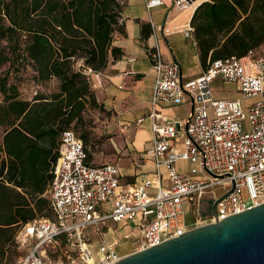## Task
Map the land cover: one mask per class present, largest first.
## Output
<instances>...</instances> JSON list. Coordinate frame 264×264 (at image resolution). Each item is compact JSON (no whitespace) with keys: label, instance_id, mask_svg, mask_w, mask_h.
Listing matches in <instances>:
<instances>
[{"label":"built area","instance_id":"obj_1","mask_svg":"<svg viewBox=\"0 0 264 264\" xmlns=\"http://www.w3.org/2000/svg\"><path fill=\"white\" fill-rule=\"evenodd\" d=\"M189 1L174 3L183 8ZM150 56V110L135 119H149V145L134 164L149 158L152 169L125 181L117 163H91L74 130H62L45 193L54 219L36 216L17 228L15 241L24 248L19 264H48L46 251L59 237L73 251L65 250L67 264H110L121 253L100 239L94 256L85 227L98 229L107 220L133 222L122 237L137 238L136 249H141L264 202V55L250 48L243 55L217 58L188 79L181 77L178 62L165 58L157 46ZM216 78L234 83L242 96H215ZM243 97L252 99L244 103ZM184 102L191 107L182 118L158 109L159 104ZM178 160L188 162V168L179 169ZM226 192L213 213L212 203Z\"/></svg>","mask_w":264,"mask_h":264},{"label":"trees","instance_id":"obj_2","mask_svg":"<svg viewBox=\"0 0 264 264\" xmlns=\"http://www.w3.org/2000/svg\"><path fill=\"white\" fill-rule=\"evenodd\" d=\"M121 8L120 0H0V259L15 252L23 222L51 211L45 193L60 132L82 127L89 108L104 109L86 69L123 53L113 44L124 33ZM190 24L203 65L243 55L264 42V0H203ZM24 66L54 88L21 96L10 72ZM76 134L91 162L88 133Z\"/></svg>","mask_w":264,"mask_h":264},{"label":"crops","instance_id":"obj_3","mask_svg":"<svg viewBox=\"0 0 264 264\" xmlns=\"http://www.w3.org/2000/svg\"><path fill=\"white\" fill-rule=\"evenodd\" d=\"M122 1L121 20L124 22V33L116 32L113 37V44L121 47L123 53L120 57L109 61L103 69L89 73V82L94 90L95 98L106 110L112 113V125H116L119 130H131L133 146L142 153L149 145L150 121L137 123L135 119L150 110V95L154 82V70L150 51L157 46L165 58L175 60L179 64V71L183 79H188L200 74L207 66L203 65L199 59V51L192 33L190 24L191 15L201 1L190 0L183 7H177L175 0H162L159 4L147 6V0H120ZM261 45V44H260ZM258 47V46H257ZM257 47H254L257 54ZM128 56H135L133 61L127 59ZM219 79V78H218ZM221 80V79H220ZM224 81L223 83H228ZM213 94L217 97L234 96L235 88H227L224 84L212 86ZM189 102L178 105L159 104L158 109L169 117H185L190 109ZM137 139L135 140V135ZM137 143V146L135 145ZM143 145V146H142ZM147 163H149L148 166ZM134 167V161H132ZM140 172L135 176L144 175L152 169V162L149 158L141 161ZM176 166L185 170L188 162L178 160ZM131 168L127 169L130 171ZM125 171V172H127ZM121 177L125 181L132 178H125L121 170ZM187 207L188 203H186ZM187 218H192L190 211ZM133 226V222H115L107 220L98 229L87 226L94 231L114 233L120 231L119 237L106 240L114 244L121 252H130L128 249L136 243L137 238H124L122 235ZM118 232V231H117ZM138 234V231H133ZM88 240V238L86 237ZM126 239V240H122ZM100 239L89 241L92 254L96 256L97 244ZM130 240V245L123 250L118 246L123 241ZM123 253L121 252V255Z\"/></svg>","mask_w":264,"mask_h":264},{"label":"water","instance_id":"obj_4","mask_svg":"<svg viewBox=\"0 0 264 264\" xmlns=\"http://www.w3.org/2000/svg\"><path fill=\"white\" fill-rule=\"evenodd\" d=\"M211 206L215 213V205ZM110 264H264V202L193 226Z\"/></svg>","mask_w":264,"mask_h":264},{"label":"rangeland","instance_id":"obj_5","mask_svg":"<svg viewBox=\"0 0 264 264\" xmlns=\"http://www.w3.org/2000/svg\"><path fill=\"white\" fill-rule=\"evenodd\" d=\"M257 55H264V42L257 47ZM10 76L16 80L19 92L21 96L28 97L34 91L48 92L52 90L55 86L56 81L54 79H49L42 82H36L31 78V70L28 66L21 67L18 71L10 72ZM223 80L218 78L212 81V86L214 85H225L228 89L235 88V84L232 82L223 83ZM242 96L241 93L234 92V96ZM252 98H242L243 102H248ZM112 113L110 110L106 109H96L89 108L84 112L85 121L78 130L74 132L77 133L80 129L85 130L88 134L86 147L90 154L91 162L101 163V162H114L117 163L121 170L125 173V178H132L138 172H140V166L132 165V161L139 156V152L133 146V138L131 130H119L116 125H112ZM2 135V127L0 126V140ZM137 139V134L135 135V140ZM137 146V143L135 144ZM143 146V145H142ZM147 163L146 166H148ZM131 168L130 171L127 169ZM127 171V172H125ZM54 219V214L52 211L48 215H38ZM118 231V232H117ZM84 237H87L89 241L96 239H106L111 240L114 237L120 236L119 230H114V233L107 232L102 234V232H97L91 228L83 230ZM126 240V239H122ZM130 240L123 241L119 244L118 249L123 250L130 245ZM136 248V243L128 247V249ZM65 250L69 251L73 255V251L65 243L63 237H59L52 246H50L46 251V261L48 264H67L65 257ZM133 251V250H132ZM124 255L126 252L121 251ZM120 252V253H121ZM131 252V251H130ZM24 248L21 246H15V252L11 253L7 258H1L0 264H19V258L23 255Z\"/></svg>","mask_w":264,"mask_h":264}]
</instances>
